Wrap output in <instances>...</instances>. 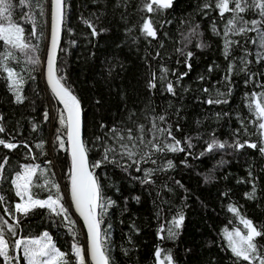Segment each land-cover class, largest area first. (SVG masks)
Returning a JSON list of instances; mask_svg holds the SVG:
<instances>
[{"label": "trees", "instance_id": "1", "mask_svg": "<svg viewBox=\"0 0 264 264\" xmlns=\"http://www.w3.org/2000/svg\"><path fill=\"white\" fill-rule=\"evenodd\" d=\"M12 3L13 20L25 27V35L31 31L32 23L20 20V16L24 12L34 14L37 36L32 37V43L39 44V51L33 55L40 58V64L27 63L26 57L19 52H16L19 61H10V66L24 77L21 94L26 98L22 103L15 101L5 79L7 74L0 70V117H3L0 125L5 128L0 138L20 145L13 150L0 145V159L9 157L5 171L7 179L0 180V195L7 200L6 204H0V215L9 223H15L3 209L19 202L11 180L22 165L38 164L43 169L50 168L47 175L66 194L65 203L69 206L71 219L76 222L77 238L84 246L83 223L74 214L69 198L68 144L66 142L64 150L53 145L62 108L43 75L50 0H41L43 16L39 7L23 8L18 0H12ZM205 3L206 0H173L170 8L148 13L143 9V0H65L58 75L64 77L62 82L81 101L83 139L90 148L89 162L99 159L102 151L95 140L102 134L101 123L106 125L105 132L118 127L132 128L135 133L139 124L148 126L146 115L166 112L177 139L192 138L193 147L186 148L185 152L158 153L156 165H141L142 168H157L169 159L173 161V169L153 176L154 185L142 184L143 173L137 172L135 166L125 171L114 164H105L93 170L99 177L103 196L115 201L107 209L101 224L102 230L110 233L112 264H156L157 247L170 250L174 264H248L243 260L237 262L227 247L226 230L246 231L239 217L228 210L229 205L238 208L240 214L258 229H264V155L258 149L248 147L240 150L226 147L200 155L205 150V141L213 133L228 144H233L236 139L259 144L258 121L248 104L252 102L253 93L257 100L264 94V59H260L264 55V46L256 31L228 32L225 36L232 13L222 17L214 5L205 8ZM241 15L246 21L261 19L255 10ZM146 18L157 22L154 24L155 39L141 32ZM248 27L252 25L249 23ZM258 27L264 32V25ZM93 28L96 34H93ZM194 29L195 34L190 35ZM225 40L233 42L227 59L224 56ZM198 44L207 46L197 47ZM3 50V41H0V51ZM189 51L193 53L187 61L191 64L190 70L185 63ZM229 63L234 66L231 73L228 72ZM163 68L169 70L168 80L176 88L175 96L166 91V84L162 86L159 79L156 88L150 90L148 87L152 74L156 73L159 78ZM185 72L188 75L177 84L178 77ZM226 76L230 80H226ZM205 88L209 92L206 93ZM209 98L227 102L208 104ZM45 110L49 112L48 121L43 117ZM131 112L135 115L129 120ZM241 121L248 126L249 133L256 134L245 135L243 130L236 134V130L241 129ZM34 124L37 125L35 131ZM177 124L181 129L179 132H175ZM42 141L45 142L43 150L36 147ZM48 160L53 164L48 165ZM38 183L42 184L43 180ZM253 185L256 197L248 199L245 194L252 191ZM33 191L38 198H46L49 194L39 187ZM179 212L185 216L183 225L174 229L177 232L174 238H168L167 230ZM61 221V217L46 209H37L22 219L18 236L36 237L47 230L57 247L70 252L73 237ZM161 236L165 238L161 239ZM256 241L264 245V236L257 237ZM0 264H3L2 260Z\"/></svg>", "mask_w": 264, "mask_h": 264}, {"label": "snow or ice", "instance_id": "2", "mask_svg": "<svg viewBox=\"0 0 264 264\" xmlns=\"http://www.w3.org/2000/svg\"><path fill=\"white\" fill-rule=\"evenodd\" d=\"M173 0H143V9L148 13H155L160 9L170 8ZM18 4L23 8L39 7L40 15H44V7L41 0H18ZM52 11V32L51 46L47 54V82L55 97L63 104V109L59 110L58 121L60 127L55 130L54 147L61 150L65 149L66 142L70 146V198L71 204L74 205L79 215L83 218L87 228V249L79 243L77 238L78 233L75 229L76 222L71 219L69 214V206L65 203V195L60 190V185L54 179H50L47 175L49 169H43L38 164H25L21 166L19 171H16L14 178L11 180L15 189V196L19 198L13 207H5L4 213L11 217L15 223H9L3 215H0V260L3 264H19V258L16 255L17 250H22L24 259L27 264H112L111 250L109 247L110 233L104 229L101 224L107 213V209L115 204L111 198H106L102 193V186L98 175L94 174V169L102 168L105 164H114L123 168L125 171L128 168L135 166L137 172L143 173L142 184H155L153 176L160 171L173 169L175 167L172 160H167L166 164L157 168H142V164H157L159 156L157 154H167L185 152L186 148L193 147L191 137H185L183 141L177 139L173 131V125L169 123L167 114L145 116L149 124L146 127L144 124L137 126L136 132L132 128L112 127L107 132L103 131L106 127L103 123L100 124L102 134L96 136L95 140L99 142L102 149L99 159H94L89 162L88 147L85 140L82 138V107L79 98L73 94V91L62 82L64 77L58 75L59 69L56 67L57 48L59 45L61 26L65 14V0H51ZM214 7L219 10L223 17L225 13H232L231 18L227 21L225 36L228 32L233 34H242L247 31H256L260 37L261 45L264 46V32H261L259 27L264 25V0H206L205 8ZM231 5V7H230ZM14 4L12 0H0V41H3V51H0V70L6 73L5 79L9 82L8 87L15 95V101L22 103L26 97L21 93L24 77L20 75L13 67L10 66V61H19L16 52L23 54L26 57V62L32 65L40 64V58L34 53L39 51V44L32 43V37L37 36V23L33 15L24 12L20 16V20L24 22L31 21L32 29L25 35L26 29L19 22L13 20ZM257 11L261 19H253L246 21L241 13L246 11ZM87 23V22H86ZM157 23L152 18H146L141 27V32L147 37L156 38L157 30L154 24ZM252 27L249 28L248 24ZM89 27H92L89 24ZM213 26V31H215ZM93 34H96L93 28ZM195 34V29L193 33ZM42 35V33H41ZM190 42V41H189ZM232 41L225 40L224 56L228 58L230 54V45ZM207 45L198 44L197 47H206ZM178 51H183L178 49ZM159 55V53H157ZM193 56L191 51L186 53V61L188 69H191V64L187 63ZM264 59V55L260 56ZM233 64L229 63L228 72L233 71ZM242 71L246 69H241ZM211 71V68L209 69ZM167 68L161 70L159 78L156 73L152 74L148 82L149 89H154L157 86V79L161 85L166 84V91L173 96L177 95L176 88L172 81L168 80ZM175 74V73H173ZM188 73H182L176 83L187 76ZM34 79V77H33ZM201 79H204L201 77ZM230 80L229 76L225 77ZM247 84L248 81H245ZM207 93L209 89L205 88ZM217 95H223L217 93ZM247 95V94H246ZM252 102L248 104L249 110L258 121L257 133L259 134V144L244 140L241 142L236 139L233 144H228L227 141H220L213 133L212 137L205 141V150L200 155L211 153L217 149L236 148L237 150L245 147L258 149L264 155V94H260V99H256V94L251 97ZM226 100L212 99L207 100L208 104L226 103ZM99 103V101H97ZM150 108L146 106V111ZM154 112V109H151ZM178 114V113H177ZM134 112L129 113L128 119L132 120ZM45 121L50 119L48 110L43 113ZM3 117H0L2 120ZM133 123H135L133 121ZM37 129V125H33V131ZM181 129L177 124L175 132ZM243 130L245 135H253L249 133L248 126L241 121V129L236 130L239 134ZM5 128L0 125V133H4ZM66 137V140H65ZM113 143H109V141ZM44 143L36 145L37 148L43 150ZM0 145L4 148L13 150L18 148L15 142L6 141L0 138ZM29 148L27 143L23 145ZM31 152V148H29ZM155 157V158H154ZM9 163V157L4 156L0 159V180L7 179L5 175L6 166ZM48 165H52L53 161H46ZM54 176V173L52 174ZM251 175V173H250ZM42 179L43 183H38ZM179 184V181H176ZM183 187L182 185H180ZM41 188L48 191L46 199L38 198V194L33 191L34 188ZM167 187V185H164ZM171 191V189H168ZM248 199H255L256 190L253 185L252 191L245 194ZM139 200V197H136ZM7 200L4 195H0V204H6ZM37 209H46L50 214L61 217L62 223L68 227L70 234L73 237L71 251L65 252L57 247L53 237L45 231L39 237H19L18 230L21 227L22 219L33 214ZM228 210L235 216L239 217L243 224L245 232L240 229L233 231H225V239L227 247L236 258V261H247L248 264H264V245L257 243L256 238L264 236V229H258L250 220L240 214L238 208L229 205ZM19 214V215H17ZM185 216L179 212L172 219V227L167 230L168 238H174L177 232L174 229H180L183 225ZM163 231V229H161ZM164 239V236L160 237ZM127 254V250H125ZM154 256L156 264H174L173 256L170 250H164L157 247Z\"/></svg>", "mask_w": 264, "mask_h": 264}, {"label": "water", "instance_id": "3", "mask_svg": "<svg viewBox=\"0 0 264 264\" xmlns=\"http://www.w3.org/2000/svg\"><path fill=\"white\" fill-rule=\"evenodd\" d=\"M51 11H52V4H51V0H50V21H49V33H48L49 35H48V45H47V50H46V55H45V62H44V68H43V75H44L45 83L47 84L49 90L52 92L51 87L48 84L47 77H46V72H47V54H48V51L50 50V46H51V32H52ZM64 17H65V14H64ZM63 24H64V20H63V23H62V26H61L60 38H59V45H58V48H57V60H58V54H59V50H60V42H61L62 36H63ZM56 67H57V62H56ZM52 94H53V92H52ZM73 94H75V93L73 92ZM54 97H55V95H54ZM55 99L57 100V102L59 103V105L61 106V108L63 109V104H61L56 97H55ZM81 107H82V104H81ZM82 138H83V109H82ZM68 150H69V155H70V146L69 145H68ZM88 159H89V157H88ZM70 163H71V161H70ZM68 184H69V198H70V177L68 179ZM70 201H71V198H70ZM71 206H72V209L74 211V214L83 223V227H84L85 234H86V244H88V241H87V228H86V226L84 224L83 218L79 215V213L75 209L74 205L71 204Z\"/></svg>", "mask_w": 264, "mask_h": 264}, {"label": "rangeland", "instance_id": "4", "mask_svg": "<svg viewBox=\"0 0 264 264\" xmlns=\"http://www.w3.org/2000/svg\"><path fill=\"white\" fill-rule=\"evenodd\" d=\"M47 198V197H46ZM46 198H40V199H46ZM45 231H47V230H45ZM44 231V232H45ZM43 232V233H44ZM48 232V231H47ZM242 233H243V231H241ZM42 233V234H43ZM41 234V235H42ZM41 235H39V236H41ZM39 236H36V237H39ZM84 247H85V245H84ZM16 255L18 256V258H19V264H27V261L24 259V257H23V254H22V250H17L16 251Z\"/></svg>", "mask_w": 264, "mask_h": 264}, {"label": "built area", "instance_id": "5", "mask_svg": "<svg viewBox=\"0 0 264 264\" xmlns=\"http://www.w3.org/2000/svg\"><path fill=\"white\" fill-rule=\"evenodd\" d=\"M83 236H84V234H83ZM84 240H85V242H84L85 249H87V244H86V238H85V236H84Z\"/></svg>", "mask_w": 264, "mask_h": 264}, {"label": "bare ground", "instance_id": "6", "mask_svg": "<svg viewBox=\"0 0 264 264\" xmlns=\"http://www.w3.org/2000/svg\"><path fill=\"white\" fill-rule=\"evenodd\" d=\"M81 12V11H80Z\"/></svg>", "mask_w": 264, "mask_h": 264}]
</instances>
